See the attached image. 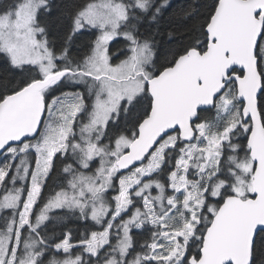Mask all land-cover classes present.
<instances>
[{
    "label": "snow or ice",
    "instance_id": "1",
    "mask_svg": "<svg viewBox=\"0 0 264 264\" xmlns=\"http://www.w3.org/2000/svg\"><path fill=\"white\" fill-rule=\"evenodd\" d=\"M0 264H264V0H0Z\"/></svg>",
    "mask_w": 264,
    "mask_h": 264
},
{
    "label": "trees",
    "instance_id": "2",
    "mask_svg": "<svg viewBox=\"0 0 264 264\" xmlns=\"http://www.w3.org/2000/svg\"><path fill=\"white\" fill-rule=\"evenodd\" d=\"M187 0H176V6L179 7L181 6L182 4L186 3ZM164 39H166V37H163ZM175 45H173L174 47Z\"/></svg>",
    "mask_w": 264,
    "mask_h": 264
}]
</instances>
